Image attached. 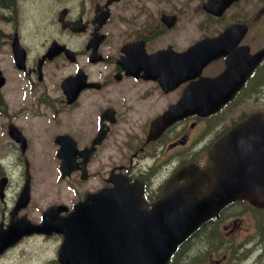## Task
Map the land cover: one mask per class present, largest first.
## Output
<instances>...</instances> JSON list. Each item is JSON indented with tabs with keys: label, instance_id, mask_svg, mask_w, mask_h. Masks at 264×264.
Returning <instances> with one entry per match:
<instances>
[{
	"label": "flooded vegetation",
	"instance_id": "flooded-vegetation-1",
	"mask_svg": "<svg viewBox=\"0 0 264 264\" xmlns=\"http://www.w3.org/2000/svg\"><path fill=\"white\" fill-rule=\"evenodd\" d=\"M208 1L0 0V33L12 62L3 68L5 73L2 70L6 80L0 89L1 103L2 96L22 92L26 101L54 104V136L67 135L76 147L71 155L75 169L66 176L59 171L56 177L58 199L53 204L40 203L45 202L44 191L30 187L24 206L12 210L24 184L23 156L17 161V175L0 173V182L6 178L0 198L2 227L20 217L38 222L43 209L64 203L69 194L74 197L71 204L78 200L79 186L85 182L97 189L109 185L116 175L140 180L150 203L160 197L175 170L189 163L207 167L208 148L216 138L250 113L264 111L263 55L224 107L205 117L184 116L155 139L147 140L151 121L198 79L191 78L184 64L173 60L176 54L197 41L221 35L231 25L236 28L217 43L223 55L208 63L200 77L222 73L230 56L236 58L237 77L250 56L264 50V0H235L221 15L206 11ZM14 35L24 53L21 68L13 60ZM172 60L173 65L166 67ZM159 64L163 65L160 69L153 66ZM254 103L258 108L251 110ZM15 121L21 123L17 126L21 133H29L31 128L24 119L18 116ZM7 127L6 123V134ZM99 133L101 140L89 153L85 148ZM24 139L23 143L15 142L18 153L27 152L35 142L44 144L42 135ZM59 148L55 144V152ZM61 162L60 157L57 166ZM88 190L92 189L81 195ZM226 209L216 219L220 235L216 234L215 245L221 257L217 264H264V241L241 236L246 233L264 239V210H255L245 202ZM27 240L38 264L55 262L61 242L57 235L32 234L6 249L0 264H5L1 261L10 250ZM47 246V254L38 251Z\"/></svg>",
	"mask_w": 264,
	"mask_h": 264
},
{
	"label": "water",
	"instance_id": "water-1",
	"mask_svg": "<svg viewBox=\"0 0 264 264\" xmlns=\"http://www.w3.org/2000/svg\"><path fill=\"white\" fill-rule=\"evenodd\" d=\"M233 69L228 63L226 71ZM227 77L203 81L204 100L181 107L217 109L236 89L224 85ZM170 114L172 119L178 117L177 107ZM209 156L212 165L200 178L211 183V189L202 196L186 188L165 199L162 212L161 201L146 209L141 194L119 182L113 189L87 195L57 226L54 221H44L43 226L61 232L64 244L72 238L75 264H166L178 245L224 204L246 198L264 205V113H253L236 124L215 142Z\"/></svg>",
	"mask_w": 264,
	"mask_h": 264
},
{
	"label": "rangeland",
	"instance_id": "rangeland-1",
	"mask_svg": "<svg viewBox=\"0 0 264 264\" xmlns=\"http://www.w3.org/2000/svg\"><path fill=\"white\" fill-rule=\"evenodd\" d=\"M29 6V4H28ZM3 53L0 51V54ZM1 58V55H0ZM254 107H257V105H254ZM1 126V125H0ZM2 127H0L1 131ZM29 133L35 138L39 139V137L42 134H50V132L45 131L42 134H39L34 131H29ZM44 144L41 142H35L33 143L32 147L30 148L28 154L30 155V160L32 162V167H30V171L32 173V177L34 180V186L32 185V188L35 189V187L38 189L37 183H41L42 188L45 190V202H54L56 199H58V193L56 191L57 186L55 182V176L57 175V170H55L54 167V152L53 149H46L43 151ZM15 156V155H14ZM10 162L13 161V157L9 160ZM16 161H19L18 157L16 158ZM45 165L44 167L42 166ZM80 186V191L89 188V186ZM51 186V187H49ZM73 196L69 194L67 198H63L64 202L66 204H70L73 200ZM43 200H40V203H44ZM24 246L25 248L19 250L20 247ZM34 249L33 246L28 243V240L18 246L15 250H13L7 257V259L4 261L6 264H38V262L34 259V257H29L31 254V250ZM37 249L35 248L34 252ZM40 252L48 253L49 247H44L43 249H38ZM30 259L28 262L27 260Z\"/></svg>",
	"mask_w": 264,
	"mask_h": 264
},
{
	"label": "trees",
	"instance_id": "trees-1",
	"mask_svg": "<svg viewBox=\"0 0 264 264\" xmlns=\"http://www.w3.org/2000/svg\"><path fill=\"white\" fill-rule=\"evenodd\" d=\"M216 240L211 237V238H204L203 241H200L198 244L195 245V249L200 248V251L203 250V248H208L210 245L215 244ZM188 246H186V248H182L181 251L179 252L178 255H175L172 260L169 262V264H193L196 260V258L198 259V257L200 258L203 254L199 255L198 257H193L192 259H190L189 257L186 256V249ZM206 248V250H207ZM205 250V251H206ZM203 251V252H205ZM208 251V250H207ZM201 252V253H203Z\"/></svg>",
	"mask_w": 264,
	"mask_h": 264
},
{
	"label": "bare ground",
	"instance_id": "bare-ground-1",
	"mask_svg": "<svg viewBox=\"0 0 264 264\" xmlns=\"http://www.w3.org/2000/svg\"><path fill=\"white\" fill-rule=\"evenodd\" d=\"M9 5V4H8ZM11 6V5H10Z\"/></svg>",
	"mask_w": 264,
	"mask_h": 264
}]
</instances>
